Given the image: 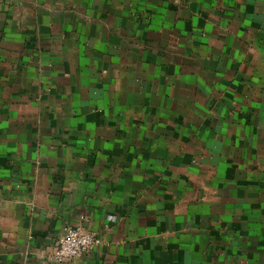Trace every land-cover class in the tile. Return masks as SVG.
<instances>
[{"label":"crops","instance_id":"obj_1","mask_svg":"<svg viewBox=\"0 0 264 264\" xmlns=\"http://www.w3.org/2000/svg\"><path fill=\"white\" fill-rule=\"evenodd\" d=\"M264 264V0H0V264Z\"/></svg>","mask_w":264,"mask_h":264},{"label":"built area","instance_id":"obj_2","mask_svg":"<svg viewBox=\"0 0 264 264\" xmlns=\"http://www.w3.org/2000/svg\"><path fill=\"white\" fill-rule=\"evenodd\" d=\"M102 245V239L96 234L81 226H70L57 240L49 259L54 264H69L77 258L91 254Z\"/></svg>","mask_w":264,"mask_h":264}]
</instances>
